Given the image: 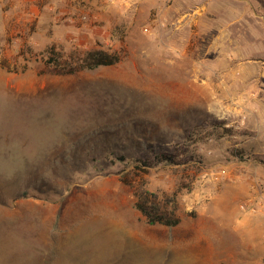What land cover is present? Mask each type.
Masks as SVG:
<instances>
[{
    "label": "rangeland",
    "instance_id": "rangeland-1",
    "mask_svg": "<svg viewBox=\"0 0 264 264\" xmlns=\"http://www.w3.org/2000/svg\"><path fill=\"white\" fill-rule=\"evenodd\" d=\"M0 213V264H264V0H0Z\"/></svg>",
    "mask_w": 264,
    "mask_h": 264
},
{
    "label": "trees",
    "instance_id": "trees-1",
    "mask_svg": "<svg viewBox=\"0 0 264 264\" xmlns=\"http://www.w3.org/2000/svg\"><path fill=\"white\" fill-rule=\"evenodd\" d=\"M120 58L115 53L96 49L90 51L71 50L67 54L51 49V54L45 63L63 74H72L82 70H94L99 67L116 65ZM124 161V158H120ZM133 162H136L135 160ZM174 164V159L167 154H157L152 159H146L138 170L147 171L158 165ZM144 168V169H142ZM122 182L135 187L129 180ZM135 202L133 208L144 218L148 225L175 227L179 224V208L174 194L150 191L143 184L135 187Z\"/></svg>",
    "mask_w": 264,
    "mask_h": 264
},
{
    "label": "crops",
    "instance_id": "crops-1",
    "mask_svg": "<svg viewBox=\"0 0 264 264\" xmlns=\"http://www.w3.org/2000/svg\"><path fill=\"white\" fill-rule=\"evenodd\" d=\"M3 215H4L3 213H0V217H3Z\"/></svg>",
    "mask_w": 264,
    "mask_h": 264
}]
</instances>
